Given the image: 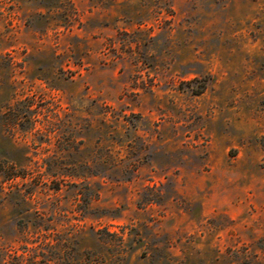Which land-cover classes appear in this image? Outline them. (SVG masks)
Returning <instances> with one entry per match:
<instances>
[{
    "label": "rangeland",
    "instance_id": "1",
    "mask_svg": "<svg viewBox=\"0 0 264 264\" xmlns=\"http://www.w3.org/2000/svg\"><path fill=\"white\" fill-rule=\"evenodd\" d=\"M0 264H264V0H0Z\"/></svg>",
    "mask_w": 264,
    "mask_h": 264
},
{
    "label": "trees",
    "instance_id": "2",
    "mask_svg": "<svg viewBox=\"0 0 264 264\" xmlns=\"http://www.w3.org/2000/svg\"><path fill=\"white\" fill-rule=\"evenodd\" d=\"M16 175H18V174H16ZM22 176V175H21Z\"/></svg>",
    "mask_w": 264,
    "mask_h": 264
}]
</instances>
